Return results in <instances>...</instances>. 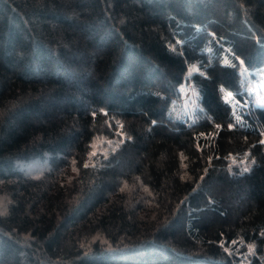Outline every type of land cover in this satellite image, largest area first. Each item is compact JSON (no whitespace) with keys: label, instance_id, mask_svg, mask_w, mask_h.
Returning a JSON list of instances; mask_svg holds the SVG:
<instances>
[{"label":"trees","instance_id":"trees-1","mask_svg":"<svg viewBox=\"0 0 264 264\" xmlns=\"http://www.w3.org/2000/svg\"><path fill=\"white\" fill-rule=\"evenodd\" d=\"M263 71L264 0H0V264H264Z\"/></svg>","mask_w":264,"mask_h":264},{"label":"rangeland","instance_id":"rangeland-1","mask_svg":"<svg viewBox=\"0 0 264 264\" xmlns=\"http://www.w3.org/2000/svg\"><path fill=\"white\" fill-rule=\"evenodd\" d=\"M249 89H252L254 92V103L258 104L261 107V111L264 112V71L249 86ZM224 96L236 108V101L233 96L228 97V92ZM197 98V90L190 82L183 83L177 89L175 95L170 94L159 83L149 88L144 87L135 90L126 96V101L129 105L143 104L156 109L160 119L167 122H190L193 121L194 111L198 107Z\"/></svg>","mask_w":264,"mask_h":264},{"label":"snow or ice","instance_id":"snow-or-ice-1","mask_svg":"<svg viewBox=\"0 0 264 264\" xmlns=\"http://www.w3.org/2000/svg\"><path fill=\"white\" fill-rule=\"evenodd\" d=\"M225 63L227 64V61H225ZM241 63H243V62H241ZM232 96H233V93L229 92V93H228V97H232ZM225 102H226V103L228 102L227 99H226ZM217 127H219V125H217ZM229 127H232V125H229ZM260 143L264 144V141H260ZM85 166H87V165H85Z\"/></svg>","mask_w":264,"mask_h":264}]
</instances>
